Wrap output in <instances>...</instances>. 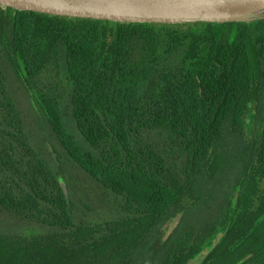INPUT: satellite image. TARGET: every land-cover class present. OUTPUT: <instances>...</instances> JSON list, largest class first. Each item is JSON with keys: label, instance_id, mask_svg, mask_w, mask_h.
<instances>
[{"label": "trees", "instance_id": "1", "mask_svg": "<svg viewBox=\"0 0 264 264\" xmlns=\"http://www.w3.org/2000/svg\"><path fill=\"white\" fill-rule=\"evenodd\" d=\"M10 72L53 151L31 143ZM83 176L121 216L92 221L83 204L98 207L74 189ZM3 210L42 232L0 234V264H186L219 233L203 264H264V21L122 23L0 5Z\"/></svg>", "mask_w": 264, "mask_h": 264}, {"label": "water", "instance_id": "2", "mask_svg": "<svg viewBox=\"0 0 264 264\" xmlns=\"http://www.w3.org/2000/svg\"><path fill=\"white\" fill-rule=\"evenodd\" d=\"M19 11L122 23H254L264 21V0H0ZM60 183L69 197L63 178ZM219 233L186 264H203L223 238Z\"/></svg>", "mask_w": 264, "mask_h": 264}, {"label": "rangeland", "instance_id": "3", "mask_svg": "<svg viewBox=\"0 0 264 264\" xmlns=\"http://www.w3.org/2000/svg\"><path fill=\"white\" fill-rule=\"evenodd\" d=\"M11 75V76H10ZM10 75L7 74L8 82H9V89L12 92L13 97L15 98L19 110L22 112L23 118L25 120L26 130L30 135L31 143L40 147L41 149H50L53 151V148L51 146V143L53 142L52 138L50 137L49 128L44 129L40 125H38L37 116L35 109L32 112L33 106L31 108V102L32 98L30 95L26 92V90L23 89V87L19 84L16 78L12 76V73L10 72ZM17 82V83H16ZM19 84V85H18ZM37 148V147H36ZM46 151V150H45ZM46 156L52 161L51 158H53V155L46 153ZM74 176V174H73ZM62 178V177H61ZM75 176L73 177V179ZM86 178L89 179L91 182H93L88 175H86ZM86 178L80 177L79 180H75L73 182L75 191L81 193L83 196H85L87 201L91 200L96 204L98 207L95 212H91V207L87 204H83L84 202L77 199L75 202V205L78 207L79 203L83 204L84 211L88 212L87 214H90L92 221H104L105 219H112L117 218L121 216V213L119 210L115 207L113 208L111 206V201L109 197L107 198L105 195L108 193H103L101 187L92 188L90 187V182H86ZM94 183V182H93ZM96 184V183H94ZM67 185V184H66ZM89 187V190L87 189ZM101 189V191H100ZM74 215L78 221H82L85 217H79V214L76 215L74 212ZM107 217V218H106ZM90 219V218H88ZM178 219L171 222L166 230L167 235L172 231V229L177 225ZM0 232H5L6 234L10 235V233H18L21 235H28L31 236L33 234H39L42 232V229L38 227L37 225L33 223H29L25 219H21L17 216H14V214L8 212V211H2L0 212Z\"/></svg>", "mask_w": 264, "mask_h": 264}, {"label": "flooded vegetation", "instance_id": "4", "mask_svg": "<svg viewBox=\"0 0 264 264\" xmlns=\"http://www.w3.org/2000/svg\"><path fill=\"white\" fill-rule=\"evenodd\" d=\"M3 7H4V6H3ZM10 8H12V7H10ZM13 9H14V8H13ZM15 10H17V9H15ZM49 15H50V14H49ZM55 16H56V15H55ZM0 234L3 235V236L8 235V234H6L5 232H2V233L0 232ZM9 234H10V235H19V236H21V237H26V236H27V235H21V234H18V233H10V232H9Z\"/></svg>", "mask_w": 264, "mask_h": 264}]
</instances>
